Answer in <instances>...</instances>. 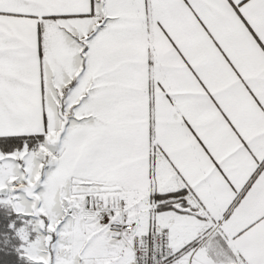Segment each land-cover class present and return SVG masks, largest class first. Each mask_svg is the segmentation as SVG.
<instances>
[{"label":"snow or ice","instance_id":"snow-or-ice-1","mask_svg":"<svg viewBox=\"0 0 264 264\" xmlns=\"http://www.w3.org/2000/svg\"><path fill=\"white\" fill-rule=\"evenodd\" d=\"M0 264H264V0H0Z\"/></svg>","mask_w":264,"mask_h":264}]
</instances>
